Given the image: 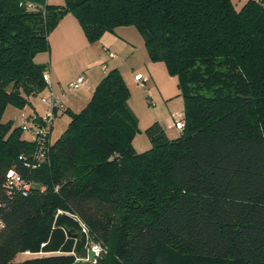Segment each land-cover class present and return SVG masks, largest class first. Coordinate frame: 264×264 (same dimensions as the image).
Here are the masks:
<instances>
[{
  "label": "trees",
  "instance_id": "16d2710c",
  "mask_svg": "<svg viewBox=\"0 0 264 264\" xmlns=\"http://www.w3.org/2000/svg\"><path fill=\"white\" fill-rule=\"evenodd\" d=\"M67 13L89 42L136 27L177 76V136L153 120L149 147L134 148L138 120L113 67L83 107L63 108L44 160L25 164L35 141L1 116L45 87L34 56ZM10 168L31 182L26 195L7 197ZM0 215V264H74L91 241L101 251L87 264H264V0H0Z\"/></svg>",
  "mask_w": 264,
  "mask_h": 264
},
{
  "label": "rangeland",
  "instance_id": "374dc122",
  "mask_svg": "<svg viewBox=\"0 0 264 264\" xmlns=\"http://www.w3.org/2000/svg\"><path fill=\"white\" fill-rule=\"evenodd\" d=\"M60 1L62 0H55V2ZM240 1L242 0H234L237 7ZM115 41L119 44L118 46ZM101 43H104L103 47ZM95 46L99 48L102 61H100L101 57L97 55L98 53L94 55V52H91V48H95ZM101 48H103V53ZM108 51L116 53V56L108 59L106 57ZM64 57L66 61L62 65L51 67L53 75L50 74L51 82L54 90L55 88L64 90V99L69 101L74 99L72 105L65 100L73 111H78L90 98L93 88L87 94L86 90H88V86L89 88L92 87V81L102 78L104 72L101 73L99 65L107 59L106 71L116 67L129 89L128 104L137 117L139 128L132 139L134 148L141 151L149 147L150 142L144 133V128L156 119L162 123L165 132L169 136L175 137L178 135L179 129L176 121L181 119L183 114V99L179 94L177 76L169 74L162 61H153L148 57L142 36L135 26H116L112 31H105L98 40L93 41V44L88 45L79 54H69ZM50 58H52L50 51H41L34 56L36 61L46 62V69H48ZM137 71L143 75L144 81L142 83H138L134 79V73ZM80 74L84 75V79L79 87L69 88L68 83L75 81ZM60 92L62 91L60 90ZM48 93L49 88L45 85L40 92L30 95L28 97L29 101L22 107L7 104L1 119L3 121L10 120L13 125H21L22 137L31 139L29 129L31 119L29 118L23 124L22 115L30 116L35 111L40 114L47 112L48 108L46 103L42 101V97L47 96ZM62 110L57 109L54 113L50 141H54L60 135L69 121V113ZM29 255L27 251H19L15 255V259L22 260Z\"/></svg>",
  "mask_w": 264,
  "mask_h": 264
},
{
  "label": "built area",
  "instance_id": "2783aa9c",
  "mask_svg": "<svg viewBox=\"0 0 264 264\" xmlns=\"http://www.w3.org/2000/svg\"><path fill=\"white\" fill-rule=\"evenodd\" d=\"M107 56L109 58L114 57L115 53L112 51L107 52ZM100 68L102 72H106V63L102 62L100 64ZM43 79L46 87L49 88V93L47 96L42 97V101L46 103L47 112L45 113H37L36 111L28 116L22 115V123L25 124L29 118L31 119V123L29 125L31 139L35 141L36 147L34 152L31 155V159H26L25 164L31 167L36 166L40 161L44 160L46 151L48 149V141L50 139V130L52 126V122L54 119V113L57 109H63L64 106L60 98L54 93L51 75L49 69H46L43 73ZM84 79V75L80 74L75 81H70L68 83L69 88H77L81 84ZM134 79L138 83H142L144 81L143 75L140 72L134 74ZM176 125L178 129H181L183 125V120L179 119L176 121ZM25 159V157H24ZM31 182L24 178L16 169L10 168L7 170L5 175V192L7 197L12 198L16 194L26 195L29 191ZM43 188V187H41ZM4 227V220L0 215V230ZM82 230L86 231L85 225L81 224ZM88 250L92 252V254L98 255L101 251V246L97 242H88L86 244L85 251L87 252L86 258H82L83 260H88L90 256L88 255ZM93 261L95 258L92 256ZM76 259H78L76 257Z\"/></svg>",
  "mask_w": 264,
  "mask_h": 264
},
{
  "label": "crops",
  "instance_id": "0c3cea01",
  "mask_svg": "<svg viewBox=\"0 0 264 264\" xmlns=\"http://www.w3.org/2000/svg\"><path fill=\"white\" fill-rule=\"evenodd\" d=\"M48 1L49 2H54V3H59V2H55V0H48ZM48 42H49V45H50V50H49L50 51V55L52 54V58H50V60H49V66L50 67L48 66V69H49L51 75H52L51 67L53 68V67H56V65L57 66L62 65L66 61L64 56H68L69 54H73V55L74 54H79L83 49L88 47V45L93 44V42H89L87 40V38H86V36H85V34H84V32H83L78 20L71 13L65 14L58 21L56 26L50 31V33L48 34ZM115 43L117 44L116 41H115ZM110 45H111V43H110ZM118 45L119 44H117V46ZM101 46L103 47L104 43H101ZM91 49H92L91 52L92 53L94 52V55H96V53H98L97 55H99L100 52H99L98 46H95V48H91ZM101 49H102L101 52L103 53V48H101ZM53 55H54V57H53ZM115 56H116V53H115ZM100 57H101L100 61H102V56H100ZM106 57L108 59H110L108 56H106ZM111 58H113V57H111ZM107 61H108L107 59L103 60V62H105V63ZM41 63H46V62H41ZM99 68H100V65H99ZM137 72H139V71H137ZM137 72H135V73H137ZM101 73H103V72H101ZM98 80L99 79H97L96 81H92V87H90V88H89V86H88V88L86 87L88 89V90H86V94H87V92H89V90H91V88H94V86L97 84ZM53 90H54V88H53ZM60 90L62 92H60ZM54 91H55L56 95L60 98V100L62 101V104H63L64 108L65 107L72 108L70 105H72V103L74 102V99H70L71 101H69L67 99H64V96H63L64 95V90L61 89V88L60 89H56L55 88ZM65 100H67L66 102H68L70 105L68 103H66ZM157 121H159V120H157ZM161 125H162V123H161ZM169 137H171V136H169Z\"/></svg>",
  "mask_w": 264,
  "mask_h": 264
},
{
  "label": "water",
  "instance_id": "95a60500",
  "mask_svg": "<svg viewBox=\"0 0 264 264\" xmlns=\"http://www.w3.org/2000/svg\"><path fill=\"white\" fill-rule=\"evenodd\" d=\"M87 252L84 250L77 258V260L74 262V264H87L86 260H83L82 258H86Z\"/></svg>",
  "mask_w": 264,
  "mask_h": 264
}]
</instances>
